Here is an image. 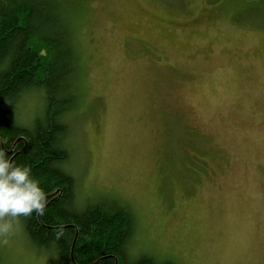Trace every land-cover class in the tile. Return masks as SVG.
Wrapping results in <instances>:
<instances>
[{"label": "rangeland", "instance_id": "1", "mask_svg": "<svg viewBox=\"0 0 264 264\" xmlns=\"http://www.w3.org/2000/svg\"><path fill=\"white\" fill-rule=\"evenodd\" d=\"M75 3L78 207H130L134 257L264 264V0ZM0 264L60 263L18 218Z\"/></svg>", "mask_w": 264, "mask_h": 264}, {"label": "trees", "instance_id": "2", "mask_svg": "<svg viewBox=\"0 0 264 264\" xmlns=\"http://www.w3.org/2000/svg\"><path fill=\"white\" fill-rule=\"evenodd\" d=\"M76 13L75 0H0V151L31 169L46 200L42 215L19 219L28 240L60 264H173L133 256L137 220L127 205L109 198L77 205L68 167L82 81ZM34 96L25 120L20 111Z\"/></svg>", "mask_w": 264, "mask_h": 264}, {"label": "clouds", "instance_id": "3", "mask_svg": "<svg viewBox=\"0 0 264 264\" xmlns=\"http://www.w3.org/2000/svg\"><path fill=\"white\" fill-rule=\"evenodd\" d=\"M45 203V193L32 179L31 169L14 164L0 151V241L14 235L18 218L42 215Z\"/></svg>", "mask_w": 264, "mask_h": 264}]
</instances>
